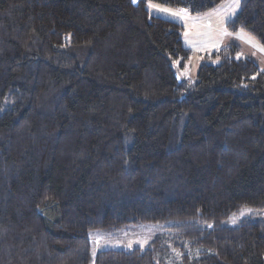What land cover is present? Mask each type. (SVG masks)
<instances>
[{
  "label": "trees",
  "instance_id": "1",
  "mask_svg": "<svg viewBox=\"0 0 264 264\" xmlns=\"http://www.w3.org/2000/svg\"><path fill=\"white\" fill-rule=\"evenodd\" d=\"M148 2L0 0V264H264L243 213L264 210V70L227 44L181 76L184 26ZM226 26L264 48V0ZM139 222L167 231L91 256L88 230Z\"/></svg>",
  "mask_w": 264,
  "mask_h": 264
},
{
  "label": "rangeland",
  "instance_id": "2",
  "mask_svg": "<svg viewBox=\"0 0 264 264\" xmlns=\"http://www.w3.org/2000/svg\"><path fill=\"white\" fill-rule=\"evenodd\" d=\"M149 3L146 7L151 14L177 20L184 26L182 42L189 49L190 56L185 67L179 70L181 76L194 78L201 57L227 44H236L239 47L236 57L248 56L264 70V51L261 50L264 48L258 39L242 29L231 31L226 26L227 21L232 19L239 10L240 0H238V7L235 6L236 0H224L204 13L186 12L185 14L183 12L182 15L170 14L178 12L179 9L153 2L151 3L155 7L150 8ZM157 9H168L169 11L164 12ZM243 213L246 216L252 215L264 219V210L256 211L246 208ZM165 231H167L166 224L161 222L130 223L114 230L90 229L87 232L90 254L94 256L97 251L107 248H144L153 238ZM129 244H131L130 247Z\"/></svg>",
  "mask_w": 264,
  "mask_h": 264
},
{
  "label": "snow or ice",
  "instance_id": "3",
  "mask_svg": "<svg viewBox=\"0 0 264 264\" xmlns=\"http://www.w3.org/2000/svg\"><path fill=\"white\" fill-rule=\"evenodd\" d=\"M236 7H238V0H236ZM149 7L152 8V7H155L152 3H151V0H150V3H149ZM157 10H160V11H164V12H168L169 10L168 9H157ZM171 15H182L183 14V10H181V12H171L170 13ZM262 51H264V49H261ZM131 246V244H129V247Z\"/></svg>",
  "mask_w": 264,
  "mask_h": 264
},
{
  "label": "crops",
  "instance_id": "4",
  "mask_svg": "<svg viewBox=\"0 0 264 264\" xmlns=\"http://www.w3.org/2000/svg\"><path fill=\"white\" fill-rule=\"evenodd\" d=\"M133 2H136L137 0H132ZM147 5V4H146ZM181 10H183V12L185 13V14H187L186 12H188L187 10H185V9H179V11L178 12H181Z\"/></svg>",
  "mask_w": 264,
  "mask_h": 264
},
{
  "label": "water",
  "instance_id": "5",
  "mask_svg": "<svg viewBox=\"0 0 264 264\" xmlns=\"http://www.w3.org/2000/svg\"><path fill=\"white\" fill-rule=\"evenodd\" d=\"M177 78H178V80L180 79V78L178 77V75H177Z\"/></svg>",
  "mask_w": 264,
  "mask_h": 264
},
{
  "label": "bare ground",
  "instance_id": "6",
  "mask_svg": "<svg viewBox=\"0 0 264 264\" xmlns=\"http://www.w3.org/2000/svg\"><path fill=\"white\" fill-rule=\"evenodd\" d=\"M178 73V72H177Z\"/></svg>",
  "mask_w": 264,
  "mask_h": 264
}]
</instances>
